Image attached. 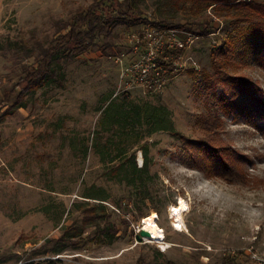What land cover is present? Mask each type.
Instances as JSON below:
<instances>
[{
  "label": "rangeland",
  "instance_id": "rangeland-1",
  "mask_svg": "<svg viewBox=\"0 0 264 264\" xmlns=\"http://www.w3.org/2000/svg\"><path fill=\"white\" fill-rule=\"evenodd\" d=\"M93 1L0 0V264H264V120L257 119L260 127L237 110L225 113L210 84L230 96L227 77H241L264 91L255 48L235 41L232 52L220 51L222 41L246 24L235 19L236 9L191 0H121V10L130 7L131 18L141 20L101 30L87 51L55 63L59 81L12 107L21 88L9 89L23 75V62H35L39 46L66 32L58 30ZM149 21L183 24L194 38L173 53V72L160 89L122 91L115 59L125 54L123 62L131 60L126 36ZM20 45L33 49L24 61L21 53L11 58ZM169 129L236 152L239 176L190 164L182 140ZM133 160L138 167L146 162L147 170L128 184ZM85 192L106 196L101 225L118 227L112 242L93 238L88 226L78 248L55 254L52 244L43 247L65 229H82L75 203L97 201ZM180 197L187 210L177 229L169 207ZM152 213L167 248L135 237Z\"/></svg>",
  "mask_w": 264,
  "mask_h": 264
},
{
  "label": "trees",
  "instance_id": "trees-1",
  "mask_svg": "<svg viewBox=\"0 0 264 264\" xmlns=\"http://www.w3.org/2000/svg\"><path fill=\"white\" fill-rule=\"evenodd\" d=\"M171 1L179 4L188 0ZM191 1L202 4L204 7H220L227 10L236 9V12L233 14L235 19L240 22H246V24L239 27L236 34L230 35L227 40L222 41L220 51L232 52L233 43L238 41L241 46L250 47L251 49L255 48L252 53L254 60L259 66L264 67V0ZM121 5V0H94L89 6L78 10L71 17L70 21L64 23L58 30L59 32L61 29L68 28L66 32H60L48 47L43 48L39 46V58L30 64L23 62V75L19 77L14 87L9 89L11 93H14L16 88H21L17 91V96L12 107L24 106L26 104L24 96L27 93H32L52 82L59 81L62 74L55 65H58L64 58L69 59L87 51L95 42L94 40L98 38L101 30L110 29L117 24L127 21L135 22V20H141V17L132 19L130 7L122 11ZM142 19L145 20V17ZM154 24L160 28L175 26L165 23V21L155 22ZM182 26L183 24H178L175 27L180 28ZM20 53L22 54L20 56L21 61H24L25 58L33 55V49L27 48L25 45L17 46L11 52V58L16 60ZM213 61L220 66L221 63L216 57L213 58ZM210 84L214 91V100L222 107L225 113L237 110L244 117L250 119L254 125L260 126L257 123V119L264 120V91L260 87L253 85L251 81L245 78L228 76L227 87L231 89V95L227 96L224 90L220 91L215 87V82L210 81ZM238 96H240V99H237ZM2 100H0V105L3 104ZM159 127L161 126L159 125ZM169 130L182 140L183 148L190 164L199 166L208 172L216 171L225 176H239L236 165L239 164L240 160L236 159V152L230 149H221L206 139L193 140L176 133L172 129ZM121 166L122 163L118 169ZM146 167V162L143 166L138 167L133 160L130 163L133 177L127 178L128 184H134L135 178L140 176L141 173L146 172ZM82 196L97 200L94 203H89V200L75 203V205L81 206L82 229L79 230L76 227L75 231L72 232L65 229L59 238L47 239L43 247L52 244L51 250L55 254L62 253L67 247L78 248L87 241L88 237L83 235V228L88 226L94 227L93 238L96 237L101 242H112L113 236L118 232V227L113 223L101 225L102 221L106 222L107 220L106 196L100 195L98 192H85ZM226 259L232 260L233 258L229 256ZM48 261L53 262L55 260L50 259ZM42 263L41 260H26L21 264Z\"/></svg>",
  "mask_w": 264,
  "mask_h": 264
},
{
  "label": "built area",
  "instance_id": "built-area-1",
  "mask_svg": "<svg viewBox=\"0 0 264 264\" xmlns=\"http://www.w3.org/2000/svg\"><path fill=\"white\" fill-rule=\"evenodd\" d=\"M193 38V33L184 28H160L151 22L142 25L138 31L127 34L126 43L131 60L123 62L125 54L115 59L121 65V90L128 91L138 87L151 91L160 89L167 76L173 72V69H169L173 53L187 48ZM176 57H180L179 54ZM179 65L182 67L184 64ZM142 229L143 225H138L134 234L140 233Z\"/></svg>",
  "mask_w": 264,
  "mask_h": 264
},
{
  "label": "bare ground",
  "instance_id": "bare-ground-1",
  "mask_svg": "<svg viewBox=\"0 0 264 264\" xmlns=\"http://www.w3.org/2000/svg\"><path fill=\"white\" fill-rule=\"evenodd\" d=\"M185 210H187V204L183 199V197L178 198L176 204L171 205L169 207V215L173 219L174 222L173 224L177 229L182 228V226L184 225L182 219V213ZM157 220H158V215H156L155 213L150 214L148 217L143 219L142 222L143 229L148 231L149 233V235L146 237H148L153 241H158L162 243L163 247L167 248L169 244L163 240V233L161 231L160 226L157 223Z\"/></svg>",
  "mask_w": 264,
  "mask_h": 264
},
{
  "label": "water",
  "instance_id": "water-1",
  "mask_svg": "<svg viewBox=\"0 0 264 264\" xmlns=\"http://www.w3.org/2000/svg\"><path fill=\"white\" fill-rule=\"evenodd\" d=\"M148 235H149L148 231L142 229L139 234L135 235V237H136L137 240H140L141 236H148Z\"/></svg>",
  "mask_w": 264,
  "mask_h": 264
}]
</instances>
